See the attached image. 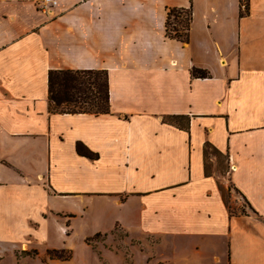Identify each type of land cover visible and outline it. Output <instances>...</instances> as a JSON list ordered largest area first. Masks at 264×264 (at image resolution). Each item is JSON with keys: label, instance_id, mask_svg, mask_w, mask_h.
<instances>
[{"label": "crops", "instance_id": "crops-1", "mask_svg": "<svg viewBox=\"0 0 264 264\" xmlns=\"http://www.w3.org/2000/svg\"><path fill=\"white\" fill-rule=\"evenodd\" d=\"M173 8L192 11L187 41L166 33ZM243 9L0 0V264H71L73 250L45 259L83 217L89 248L116 229L159 238L145 264H264V0ZM62 69L106 70L110 111L51 113L49 73Z\"/></svg>", "mask_w": 264, "mask_h": 264}, {"label": "trees", "instance_id": "trees-1", "mask_svg": "<svg viewBox=\"0 0 264 264\" xmlns=\"http://www.w3.org/2000/svg\"><path fill=\"white\" fill-rule=\"evenodd\" d=\"M244 9L241 16L246 15L249 7V0H240ZM184 13V14H183ZM184 15V19L179 21L180 15ZM192 19L191 9L173 8L169 11L166 21V33L169 37L187 41L189 39V29ZM194 75L199 77H207L204 70L194 69ZM49 109L51 113H107L110 111V90L108 81V72L106 70H51L49 73ZM177 116H170L167 121L177 124ZM77 151L79 154L91 159L98 158V154L90 150L82 142L77 143ZM230 195V194H229ZM231 215L238 214L233 211L231 204L228 203ZM101 236L97 234L94 237H88L86 242H90ZM65 250L50 251L51 257H61L60 254ZM69 252L64 261H69L72 257V251Z\"/></svg>", "mask_w": 264, "mask_h": 264}, {"label": "rangeland", "instance_id": "rangeland-1", "mask_svg": "<svg viewBox=\"0 0 264 264\" xmlns=\"http://www.w3.org/2000/svg\"><path fill=\"white\" fill-rule=\"evenodd\" d=\"M228 196L230 197L229 193ZM228 203H230V200ZM231 207L233 211L238 212L236 207H233V203ZM83 218L78 219L70 236L64 235L63 241H66L65 245L68 249H64L65 252L60 254L61 257L45 259L47 262L51 263L52 259L63 260L62 257L66 258L69 254L67 251L73 250L76 255L71 264H105L98 253H102L104 250H111L113 253H118L123 257L124 262L122 264H145L144 250L146 251V247H144V244L153 247L160 242V239L154 236H143L141 239L140 237L130 236L124 230L116 229L111 233V236L101 235L94 238L90 242L92 248H89L84 238L86 235L94 234L93 230L95 227L89 223L87 217H85V222ZM53 236H56V234L54 233ZM172 254L173 251L171 249L169 250V255ZM108 261V264H121L120 258L116 255H112ZM65 263L68 264L67 262Z\"/></svg>", "mask_w": 264, "mask_h": 264}, {"label": "built area", "instance_id": "built-area-1", "mask_svg": "<svg viewBox=\"0 0 264 264\" xmlns=\"http://www.w3.org/2000/svg\"><path fill=\"white\" fill-rule=\"evenodd\" d=\"M58 3V0H38L39 8L50 13L51 8Z\"/></svg>", "mask_w": 264, "mask_h": 264}]
</instances>
